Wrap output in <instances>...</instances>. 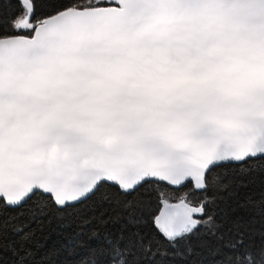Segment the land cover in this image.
Masks as SVG:
<instances>
[{"label":"snow or ice","instance_id":"1","mask_svg":"<svg viewBox=\"0 0 264 264\" xmlns=\"http://www.w3.org/2000/svg\"><path fill=\"white\" fill-rule=\"evenodd\" d=\"M0 264H264V0H0Z\"/></svg>","mask_w":264,"mask_h":264},{"label":"trees","instance_id":"2","mask_svg":"<svg viewBox=\"0 0 264 264\" xmlns=\"http://www.w3.org/2000/svg\"><path fill=\"white\" fill-rule=\"evenodd\" d=\"M76 226L72 225L70 228L59 227L56 223L46 226L42 232L38 233V238L41 243L51 247L58 245L62 238L63 234L68 231L75 230Z\"/></svg>","mask_w":264,"mask_h":264}]
</instances>
